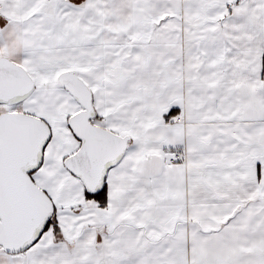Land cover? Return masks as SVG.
I'll list each match as a JSON object with an SVG mask.
<instances>
[{
	"label": "snow or ice",
	"instance_id": "snow-or-ice-1",
	"mask_svg": "<svg viewBox=\"0 0 264 264\" xmlns=\"http://www.w3.org/2000/svg\"><path fill=\"white\" fill-rule=\"evenodd\" d=\"M0 264H264V0H0Z\"/></svg>",
	"mask_w": 264,
	"mask_h": 264
}]
</instances>
